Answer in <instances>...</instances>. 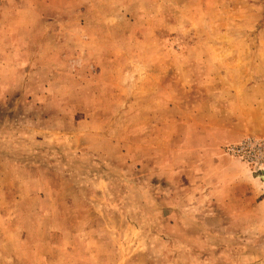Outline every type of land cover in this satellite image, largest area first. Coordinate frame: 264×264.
<instances>
[{
  "label": "rangeland",
  "instance_id": "374dc122",
  "mask_svg": "<svg viewBox=\"0 0 264 264\" xmlns=\"http://www.w3.org/2000/svg\"><path fill=\"white\" fill-rule=\"evenodd\" d=\"M263 175L264 0H0V264H264Z\"/></svg>",
  "mask_w": 264,
  "mask_h": 264
},
{
  "label": "crops",
  "instance_id": "0c3cea01",
  "mask_svg": "<svg viewBox=\"0 0 264 264\" xmlns=\"http://www.w3.org/2000/svg\"><path fill=\"white\" fill-rule=\"evenodd\" d=\"M257 184H258V188H260L262 191H264V190H263L264 185H262V184H260V183H258V182H257ZM261 205H262V206L264 205V198H263V200L261 201Z\"/></svg>",
  "mask_w": 264,
  "mask_h": 264
},
{
  "label": "bare ground",
  "instance_id": "6f19581e",
  "mask_svg": "<svg viewBox=\"0 0 264 264\" xmlns=\"http://www.w3.org/2000/svg\"><path fill=\"white\" fill-rule=\"evenodd\" d=\"M261 179H263L264 180V175L262 176V178Z\"/></svg>",
  "mask_w": 264,
  "mask_h": 264
}]
</instances>
